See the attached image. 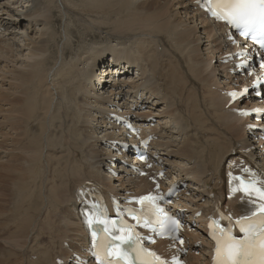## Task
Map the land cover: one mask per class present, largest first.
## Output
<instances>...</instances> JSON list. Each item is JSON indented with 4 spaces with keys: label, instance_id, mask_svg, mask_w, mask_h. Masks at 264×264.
<instances>
[{
    "label": "bare ground",
    "instance_id": "1",
    "mask_svg": "<svg viewBox=\"0 0 264 264\" xmlns=\"http://www.w3.org/2000/svg\"><path fill=\"white\" fill-rule=\"evenodd\" d=\"M57 13L65 18L60 36ZM71 18L85 25L75 28L77 45ZM0 29V89L9 105L0 149L6 143L19 154L0 162V264H94L76 189L90 184L121 198L140 196L154 190L158 169L172 177L162 187H181L175 210L202 212L186 250L158 244L187 264H211L205 217L240 214L246 200L226 196L227 170L242 164L264 175V122L237 113L264 109V93L233 103L229 96L253 80L235 65L242 40L233 44L232 31L209 19L197 0H4ZM97 33L114 41L105 46ZM152 100L162 104L158 111L138 108ZM110 112L157 136V166L145 168L120 150L133 141V128L107 119ZM151 117L154 127L145 125ZM119 154L124 162L116 169Z\"/></svg>",
    "mask_w": 264,
    "mask_h": 264
},
{
    "label": "snow or ice",
    "instance_id": "2",
    "mask_svg": "<svg viewBox=\"0 0 264 264\" xmlns=\"http://www.w3.org/2000/svg\"><path fill=\"white\" fill-rule=\"evenodd\" d=\"M222 11L214 13L218 18L226 19L240 30L243 36L251 35L261 47H264V0H222ZM264 208V206H261ZM248 217H242L246 220ZM239 223V221H238ZM175 231V229H172ZM241 230L248 233L247 240H231L224 248L225 259L218 264H264V238L256 243L258 233H264V223L259 227L254 224H241ZM217 255L221 254L220 241H217Z\"/></svg>",
    "mask_w": 264,
    "mask_h": 264
},
{
    "label": "rangeland",
    "instance_id": "3",
    "mask_svg": "<svg viewBox=\"0 0 264 264\" xmlns=\"http://www.w3.org/2000/svg\"><path fill=\"white\" fill-rule=\"evenodd\" d=\"M1 1H4V0H1ZM19 2V1H18ZM19 5H20V3H18ZM177 12V10H175L174 11V13H176ZM57 16H55V18L57 19V21H56V24H55V26L57 27V29H58V32H57V35L58 36H60L62 33H63V30H62V33L60 32L59 33V30H61V26L63 27L64 26V21H65V18H63V20H62V18H61V16H60V14L59 13H57L56 14ZM60 17V18H59ZM94 18H97L96 16L94 17ZM63 22V23H62ZM68 23H69V26H70V30H71V32L74 34L73 36L74 37H72V39L74 40L73 41V44L75 43V45H77V42H76V40H77V38H78V36H79V34H80V32L78 33V31H76L75 30V28H80V29H85V25H83V24H81L80 23V21L79 20H76L75 18H71V19H69L68 20ZM54 26V27H55ZM82 26V27H81ZM23 27H24V25H23ZM208 28H209V26H208ZM74 30V31H73ZM90 31H92L91 29H89ZM80 31V30H79ZM94 32V31H93ZM0 34H2V33H0ZM97 34H99L100 35V33H97ZM95 35L96 34H93V36L95 37ZM102 37L104 38V40H102V41H99V42H102V44H104L105 46L107 45V44H109L110 42H113L114 40H109V39H106L105 38V34L104 35H100V36H98V37H95V38H98V39H102ZM94 38V39H95ZM94 39H92V41L91 42H89V40H90V38H87V40H88V42H89V44L90 43H92L93 41H94ZM98 39L96 40L95 39V41H98ZM65 40V39H64ZM63 40V41H64ZM86 40V41H87ZM87 42V43H88ZM104 47V46H103ZM60 48H61V45H60ZM76 48V49H75ZM69 49V48H68ZM75 51H77V46H75L74 48H73ZM110 55L109 54H106V58H109L110 59ZM67 58H68V56H67ZM103 62L101 61L100 62V64L98 65V67H97V70H96V74H97V76H96V78H95V83H97L98 81H99V79L101 78L100 76H102V68H103ZM135 75L136 74V69H134V70H132L130 73H129V75ZM128 75V74H127ZM125 77V76H124ZM108 78H109V76H107V77H104V79L103 80H101V82H106V80H108ZM107 83H108V81H107ZM7 86V85H6ZM101 86H100V84H99V88H100ZM3 93V91H2V89H0V121H2V124H1V122H0V134L2 133V130H3V128H4V126L7 124V122H5L6 121V118H5V111L3 110V108H8V104H5V103H2L3 102V100H4V94H2ZM2 95V96H1ZM3 97V98H2ZM154 100H152V101H150L149 102V104H147L146 106H145V110H153L154 112H156V111H158V109H159V107L162 105L161 103L159 104V105H153L154 103ZM1 110H3V111H1ZM19 109H16V111H18ZM23 110V109H22ZM2 112L4 113L3 115H1L2 114ZM14 112H15V110H14ZM156 115H159L158 113L156 114ZM160 116V115H159ZM2 117H3V120H2ZM4 122V123H3ZM153 122L156 124V119L154 118L153 119ZM12 132V131H11ZM22 134H23V132H22ZM17 136V135H16ZM252 136V135H251ZM1 138V137H0ZM7 142L8 141H10L11 139H9V138H6L5 139ZM16 138H15V142H16ZM128 143H131L130 141H127ZM3 146H4V149L2 150V149H0V150H2L3 152H5V151H11V150H9L8 149V147H7V144L6 143H3L2 144ZM6 147V148H5ZM107 147H109V146H107ZM17 148V147H16ZM15 148V149H16ZM111 149H113L112 147H110ZM12 150L11 152H9V155H8V157H5L4 156V154L5 153H3L2 151H0V162L2 161V162H4V161H7V159H12V158H10V157H16L17 155H19V154H17V149L16 150ZM118 151V150H117ZM16 153V154H15ZM13 154H15V155H13ZM7 158V159H6ZM171 160L172 159H174V160H176L177 158L175 157V155H171L170 157H169ZM4 160V161H3ZM124 161H123V158L121 157V155L119 154L118 156H117V160H116V165H114V167H116V169H119L120 167L118 166V165H120V163H123ZM192 163H194V160H193V162ZM167 176H168V174H167ZM169 178H172L171 177V175L170 176H168ZM199 252L198 251H195V254H198ZM35 258V257H34Z\"/></svg>",
    "mask_w": 264,
    "mask_h": 264
}]
</instances>
